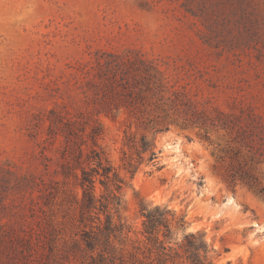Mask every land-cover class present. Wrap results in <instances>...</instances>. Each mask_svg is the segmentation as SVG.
Masks as SVG:
<instances>
[{"label":"rangeland","instance_id":"1","mask_svg":"<svg viewBox=\"0 0 264 264\" xmlns=\"http://www.w3.org/2000/svg\"><path fill=\"white\" fill-rule=\"evenodd\" d=\"M203 23L213 24L215 41L238 38L240 48L211 54L201 44ZM125 49L194 59L211 79L213 88L200 83L213 110L229 113L242 101L259 118L255 140L264 137V0H0V264H159L142 232L141 201L184 219L183 228L173 227L169 246L179 257L169 264H192L179 248L188 233L203 240L212 264H264V195L226 181L225 138L213 133L209 143L198 129L171 125L155 136L157 158L132 174L121 161L124 114L96 119L99 144L123 181L120 215L129 231L113 249L84 242L75 203L82 190L58 174L63 138H49L47 116L87 112L74 86L76 66L98 50ZM258 169L264 185V163ZM31 176L44 186H27ZM102 191L96 183V196ZM25 232L33 239L26 260Z\"/></svg>","mask_w":264,"mask_h":264},{"label":"trees","instance_id":"2","mask_svg":"<svg viewBox=\"0 0 264 264\" xmlns=\"http://www.w3.org/2000/svg\"><path fill=\"white\" fill-rule=\"evenodd\" d=\"M186 12L199 16L192 9H186ZM202 25L201 44L211 54L213 49L221 55L223 52L234 53L240 48L238 38L229 42L215 41L213 24ZM245 29L247 32L248 27ZM75 70L74 86L83 95L87 112L76 111L68 118L51 109L47 116V135L52 141L57 136L63 138V161L58 174L64 184L74 178L82 190L81 199L75 203L78 207L77 221L88 247L113 249V241L121 242V236L129 231L120 215L123 181L99 144L104 131L96 119L98 115L126 116L128 125L124 131L121 161L124 169L132 174L143 162H153L157 158L156 134L175 125L198 129L200 137L209 143H212L213 133L225 138V145L219 147V151L222 161L227 163L226 181L264 195L258 169L264 163V137H259L258 142L255 140L258 137L255 133L258 116L237 99L229 113L219 108L213 110L211 98L204 96L200 83L208 82L207 86L213 88L209 85L211 79H205L208 73L198 69L194 59L160 55L148 57L132 49L121 52L98 50L89 61L79 63ZM41 120L37 116L36 124ZM133 127L135 130L131 131ZM26 182L27 186H44V181L35 176L27 178ZM96 183L103 189L99 196L95 194ZM39 191L44 195L49 192L46 187ZM139 212L143 218L142 232L159 252V264L173 263L179 254L169 243L174 225L183 228V217H176L166 206L149 207L143 201ZM8 241L4 244L6 250L15 253L17 247ZM20 241L23 242L20 252L26 260L32 252V235L25 232ZM184 241L179 248L190 263L212 264L208 260L206 245L198 234L188 233Z\"/></svg>","mask_w":264,"mask_h":264}]
</instances>
